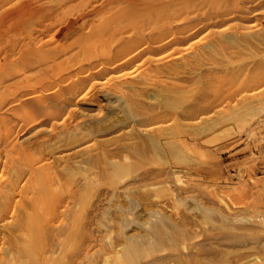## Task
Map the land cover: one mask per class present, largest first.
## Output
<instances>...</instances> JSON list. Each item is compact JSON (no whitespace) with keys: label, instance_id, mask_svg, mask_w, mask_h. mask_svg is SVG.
I'll use <instances>...</instances> for the list:
<instances>
[{"label":"rangeland","instance_id":"374dc122","mask_svg":"<svg viewBox=\"0 0 264 264\" xmlns=\"http://www.w3.org/2000/svg\"><path fill=\"white\" fill-rule=\"evenodd\" d=\"M0 264H264V0H0Z\"/></svg>","mask_w":264,"mask_h":264},{"label":"bare ground","instance_id":"6f19581e","mask_svg":"<svg viewBox=\"0 0 264 264\" xmlns=\"http://www.w3.org/2000/svg\"><path fill=\"white\" fill-rule=\"evenodd\" d=\"M110 26V25H109ZM86 28V27H85ZM113 28V27H112ZM109 30V29H108ZM150 76V75H149ZM148 77V76H147ZM15 185V183L11 184L10 187L8 189H5V190H9L10 188H13ZM3 191V190H2ZM5 192V191H4ZM3 195V194H2Z\"/></svg>","mask_w":264,"mask_h":264}]
</instances>
